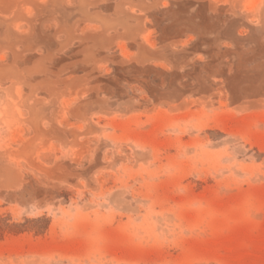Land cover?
I'll use <instances>...</instances> for the list:
<instances>
[{"label": "rangeland", "instance_id": "374dc122", "mask_svg": "<svg viewBox=\"0 0 264 264\" xmlns=\"http://www.w3.org/2000/svg\"><path fill=\"white\" fill-rule=\"evenodd\" d=\"M0 264H264V0H0Z\"/></svg>", "mask_w": 264, "mask_h": 264}]
</instances>
